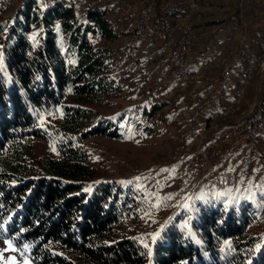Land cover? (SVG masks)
<instances>
[{"label":"trees","instance_id":"obj_1","mask_svg":"<svg viewBox=\"0 0 264 264\" xmlns=\"http://www.w3.org/2000/svg\"><path fill=\"white\" fill-rule=\"evenodd\" d=\"M145 1L155 3L152 16L158 23L159 0ZM181 1L184 10L201 13V19L190 24L195 55H213L212 36L218 29L229 39L243 29L240 70L264 53V0ZM194 4L198 8L191 10ZM204 6L211 7L207 13ZM123 20L111 17L103 2L88 3L80 16L73 0H23L7 23L0 22V237L26 246L34 264L147 260L146 246L120 234L129 188L88 183L92 170L81 143L94 134L121 137L119 126L110 120L82 122L93 119L84 104L101 102L103 94L116 88L108 75L114 48L106 42L119 33L135 36L134 28L116 29ZM164 101L153 102L141 113L150 117ZM43 115L54 120L39 124ZM141 125L149 130L139 122L135 128ZM33 138L53 141L56 149L55 156L40 161L42 174L37 176L30 161ZM235 177V172L223 171L210 183L223 187ZM246 203L228 210L218 203L200 205L189 220V233L185 224L172 222L152 245V264H264V243L253 248L252 237L245 233L250 219Z\"/></svg>","mask_w":264,"mask_h":264},{"label":"rangeland","instance_id":"obj_2","mask_svg":"<svg viewBox=\"0 0 264 264\" xmlns=\"http://www.w3.org/2000/svg\"><path fill=\"white\" fill-rule=\"evenodd\" d=\"M73 1L80 16L88 3H104V0ZM22 2L1 0L0 22L7 23ZM196 8L194 4L191 10ZM210 8L204 6L203 10L207 13ZM123 21L117 23L116 29L130 30L132 27H129L128 20ZM57 39L61 51H64V41L58 29ZM90 40L96 42L92 36ZM145 43L138 41L136 36L124 33L106 42L114 48L109 59L108 75L113 78L116 88L103 94L101 102L84 104L92 110L94 120L90 118L82 123L89 125L95 120H110L119 126L121 137L94 134L81 141L87 152L85 162L92 170L87 182H113L122 190L129 188L131 197L123 206L125 229L120 234L133 236L146 246L148 256L143 264H152V245L169 224H185L184 228L189 233V220L199 207L207 203H218L228 210L231 207L236 209L247 200L250 219L245 233L252 237L253 248L258 247L264 243V175L253 179L249 170L237 166L233 170L236 177L231 183L223 187L210 183L220 173H213L206 162L188 158L196 154L195 149L182 144L181 124L174 118L172 101L162 94L171 85L172 77L153 68L154 59ZM0 71L3 72L1 50ZM263 89L264 73L257 74L247 87L245 101L263 99L264 103V95L261 97L260 94ZM159 100L167 102L153 110L150 117L141 113L142 108L148 109ZM45 120L53 121L54 118L43 115L38 123L42 124ZM137 122L145 123L149 130L142 129V125L136 129ZM219 149L222 150H217L219 156L231 152L227 144ZM55 155L53 141L33 138L30 153L34 166L32 174H42L40 161ZM252 159L254 161V157ZM0 264L34 263L26 246L19 248L9 237H0Z\"/></svg>","mask_w":264,"mask_h":264},{"label":"built area","instance_id":"obj_3","mask_svg":"<svg viewBox=\"0 0 264 264\" xmlns=\"http://www.w3.org/2000/svg\"><path fill=\"white\" fill-rule=\"evenodd\" d=\"M154 4L145 0H104L111 17H124L135 29L136 39L147 42L153 68L172 77L162 94L172 101L174 118L181 124L182 144L195 149L196 154L188 158L206 162L216 174L242 166L253 179L264 175L263 99L245 101L253 76L264 73V53L256 54L240 70L243 29L233 32L230 39L218 29L212 36L213 55H195L190 24L199 21L201 13L184 10L181 0H159L162 19L156 23L152 16ZM225 144L231 152L219 156L217 150Z\"/></svg>","mask_w":264,"mask_h":264},{"label":"crops","instance_id":"obj_4","mask_svg":"<svg viewBox=\"0 0 264 264\" xmlns=\"http://www.w3.org/2000/svg\"><path fill=\"white\" fill-rule=\"evenodd\" d=\"M233 42L235 43L236 42V40H233ZM238 69V68H237Z\"/></svg>","mask_w":264,"mask_h":264}]
</instances>
